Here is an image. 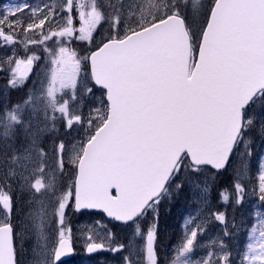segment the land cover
Instances as JSON below:
<instances>
[{"label": "snow or ice", "instance_id": "6c2138e0", "mask_svg": "<svg viewBox=\"0 0 264 264\" xmlns=\"http://www.w3.org/2000/svg\"><path fill=\"white\" fill-rule=\"evenodd\" d=\"M0 47V264H64L77 245L120 264H264V0L4 2ZM182 194L196 216L162 251L161 204Z\"/></svg>", "mask_w": 264, "mask_h": 264}, {"label": "rangeland", "instance_id": "374dc122", "mask_svg": "<svg viewBox=\"0 0 264 264\" xmlns=\"http://www.w3.org/2000/svg\"><path fill=\"white\" fill-rule=\"evenodd\" d=\"M9 3V4H16V3H22L23 0H0V3ZM30 3L38 4L40 3V0H29ZM8 48L0 47V56H3L5 53H8ZM43 62L41 61V64ZM38 71H40L38 69ZM37 80L36 73H33L32 77L28 80L27 84L22 87L20 90H14L10 93L5 92V96H9L10 99L15 102L17 100H20L24 98L25 93L34 87V82ZM4 79L2 76H0V92L4 91ZM35 87L38 89L39 84H35ZM11 93H15V96ZM3 135V126L0 125V136ZM75 135V133H73ZM47 146V141H46ZM69 155V152L65 153V160H66V167H67V157ZM256 167H257V161L253 159L251 161L250 166V174L255 175L256 173ZM186 194H182L177 200L173 202L165 201V210L160 215V226H161V237H160V247L162 251H166L171 249L174 245L178 244L181 240V237L184 233V225L183 220L184 218L188 216L195 217L196 216V209L197 204L194 202H189L187 199H185ZM252 203L251 200H246L245 205L243 207L242 211H238L236 213V219L239 221L241 215H243L247 219V223L251 224L253 221L249 218L250 213L253 211L252 209ZM264 210V209H262ZM97 217L94 215L90 216L87 214H84L82 216H72L71 219L73 221V224L75 225L77 219L81 221V226L84 221H91L95 220ZM194 225H189L188 227H192ZM112 228L114 231L117 232L119 237H123L125 235V232L123 231L122 227L112 225ZM217 229L214 226H210L202 236L198 237L199 241L201 243L207 244L213 236L216 234ZM245 233L241 232L238 236V243L241 247L245 245ZM30 243V241H29ZM19 246V245H18ZM27 247V244L25 245ZM203 249L198 248L193 254H190L191 256L199 257L203 254ZM77 257L68 264H120L121 256L122 254L117 253L113 254L111 252H106L99 255H93L90 258H87L84 255L83 249L77 245L76 247ZM172 258H175V252H172ZM23 260V257H21Z\"/></svg>", "mask_w": 264, "mask_h": 264}, {"label": "trees", "instance_id": "16d2710c", "mask_svg": "<svg viewBox=\"0 0 264 264\" xmlns=\"http://www.w3.org/2000/svg\"><path fill=\"white\" fill-rule=\"evenodd\" d=\"M11 94L15 95V93H11ZM220 180H221V184L229 183L227 176L221 177ZM213 195H215V192L213 193ZM213 203H215V200L213 201ZM164 210H165V202L161 204L160 212L162 213ZM161 213H160V215H161Z\"/></svg>", "mask_w": 264, "mask_h": 264}, {"label": "water", "instance_id": "95a60500", "mask_svg": "<svg viewBox=\"0 0 264 264\" xmlns=\"http://www.w3.org/2000/svg\"><path fill=\"white\" fill-rule=\"evenodd\" d=\"M114 191V190H113ZM72 255H69V256H66L64 257L63 259L66 260V259H69Z\"/></svg>", "mask_w": 264, "mask_h": 264}]
</instances>
